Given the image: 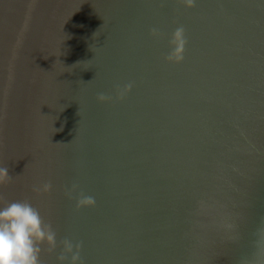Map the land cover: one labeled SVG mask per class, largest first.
Returning <instances> with one entry per match:
<instances>
[{
	"label": "water",
	"instance_id": "water-1",
	"mask_svg": "<svg viewBox=\"0 0 264 264\" xmlns=\"http://www.w3.org/2000/svg\"><path fill=\"white\" fill-rule=\"evenodd\" d=\"M4 166L83 264H264V0H0Z\"/></svg>",
	"mask_w": 264,
	"mask_h": 264
},
{
	"label": "clouds",
	"instance_id": "clouds-1",
	"mask_svg": "<svg viewBox=\"0 0 264 264\" xmlns=\"http://www.w3.org/2000/svg\"><path fill=\"white\" fill-rule=\"evenodd\" d=\"M187 7L194 5V0H183ZM153 36H159V30H151ZM187 39L183 26L174 29L169 40V51L165 60L179 63L184 59ZM132 83L123 87L117 85V95L123 98L132 88ZM101 101L111 97L99 94ZM13 176L9 174L7 166L0 167V185L10 183ZM50 181L34 185L32 190L36 193H48L52 190ZM70 199L75 198L76 207L95 206V197L86 194L78 183H73L65 193ZM0 264H42L40 255L42 251L49 253L59 252L56 255L58 264H83L81 256L82 242L73 241L65 237L57 239V233L52 225L44 220L40 211L28 200L6 201L5 195L0 193Z\"/></svg>",
	"mask_w": 264,
	"mask_h": 264
}]
</instances>
